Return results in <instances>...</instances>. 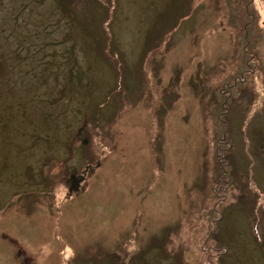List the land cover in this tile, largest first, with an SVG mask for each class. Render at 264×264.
<instances>
[{"label": "rangeland", "instance_id": "obj_1", "mask_svg": "<svg viewBox=\"0 0 264 264\" xmlns=\"http://www.w3.org/2000/svg\"><path fill=\"white\" fill-rule=\"evenodd\" d=\"M0 264H264V0H0Z\"/></svg>", "mask_w": 264, "mask_h": 264}, {"label": "flooded vegetation", "instance_id": "obj_2", "mask_svg": "<svg viewBox=\"0 0 264 264\" xmlns=\"http://www.w3.org/2000/svg\"><path fill=\"white\" fill-rule=\"evenodd\" d=\"M96 161L98 162L99 160ZM84 169H81L80 171L76 169H71L67 172V175L65 177V183L68 186L67 197H72L74 194H78L79 192L84 191V189L86 190V179L89 177V171L83 173ZM82 177L85 178L83 179V181H81V183L78 184V181L81 180Z\"/></svg>", "mask_w": 264, "mask_h": 264}, {"label": "water", "instance_id": "obj_3", "mask_svg": "<svg viewBox=\"0 0 264 264\" xmlns=\"http://www.w3.org/2000/svg\"><path fill=\"white\" fill-rule=\"evenodd\" d=\"M87 142H88V139H87V138H85V139H84V143H87Z\"/></svg>", "mask_w": 264, "mask_h": 264}]
</instances>
